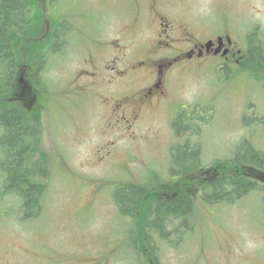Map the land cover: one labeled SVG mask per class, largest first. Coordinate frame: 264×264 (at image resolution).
Wrapping results in <instances>:
<instances>
[{"label":"rangeland","instance_id":"obj_1","mask_svg":"<svg viewBox=\"0 0 264 264\" xmlns=\"http://www.w3.org/2000/svg\"><path fill=\"white\" fill-rule=\"evenodd\" d=\"M32 1L35 22L27 30L35 34L27 42H42L49 26L52 32L63 24L59 31L67 45L47 59L46 85L32 91L25 83L18 97L27 110L40 112L38 147L45 159L37 179L46 190L38 216L24 219L21 200L14 193L1 194L5 173L0 169V247L9 243L43 254L46 244L53 260L63 264H151L145 251L139 254L132 242L127 244L134 220L120 212L114 190L161 182L169 186L172 201L193 200L188 214L159 226L163 235L149 229L152 264H264L261 178L258 189L244 197L213 202L204 195L213 181L205 169L176 186L170 170L172 146L187 140L200 142L203 167L232 158L243 139L264 153L262 69L256 64L248 69L246 57L220 67L223 57L208 55L167 66L166 79L159 81L154 63L168 62L190 44L158 46L153 30L130 13L128 0ZM234 1L230 23L210 7L220 0L180 1L173 14L189 18L194 42L227 29L246 48L252 32L264 35V0ZM183 111L191 118L209 111L212 119L199 134L193 129L178 133L173 122ZM191 120L200 124L198 118ZM25 256L28 264H40Z\"/></svg>","mask_w":264,"mask_h":264},{"label":"trees","instance_id":"obj_2","mask_svg":"<svg viewBox=\"0 0 264 264\" xmlns=\"http://www.w3.org/2000/svg\"><path fill=\"white\" fill-rule=\"evenodd\" d=\"M32 4V0H0V124L4 125L5 131L0 137V169L5 173L1 194L5 196L14 193L21 200L20 208H25L24 219L36 218L39 214L37 209L41 206V198L46 188L45 184L37 179V174L40 170L44 172L41 162L44 161L45 156L38 147L41 129L40 112L37 108L27 110L21 105L18 97L25 83L32 91L35 87L46 85L43 73L47 59L52 57L53 52L62 51L67 45L59 31L60 28L54 32L52 37L54 42L53 40L27 42V39L35 34L27 30V25L35 22V14L33 15L35 10H31ZM60 26L62 27L63 24ZM12 27H14V40L11 38ZM263 36L259 31L249 35L245 63L250 70H253L255 64L257 68L262 69L260 81L264 84ZM11 100H14V105H11ZM196 118L200 120L201 125L194 123V120L190 121ZM211 119L212 114L209 111L197 112V116L193 115L192 118L183 111L178 114L173 125L178 133L193 129V134H199L202 125L210 122ZM259 120L264 121V119ZM247 122L248 117L245 116L244 123ZM251 145L249 140L243 139L236 146L232 158L224 162L215 160L211 165L215 167L211 168V166L203 167V150L200 142L192 145L187 140L174 144L171 149L170 170L176 175H174L176 179L171 185L183 184V179L187 178L186 180L189 181L190 177L187 175L191 172L197 174L199 170L205 169L207 174L211 175L210 180H213L210 185L208 184L204 194L206 199L211 198L213 202L236 201L250 191L258 189V179L264 181L262 173L264 153ZM38 153L42 158L39 159ZM156 179L158 180V177ZM204 179L208 182L205 176ZM167 187L169 186L165 187L163 183L156 182L145 187L137 184L119 185L114 190V201L120 212L134 220V226L129 230L130 237L126 242L127 244L132 242L139 254L145 251L149 261L153 259L149 253L153 249L149 229L164 226L174 218L188 214L192 208L191 196L178 197L183 200L172 201L169 197L172 194L167 193ZM261 188L264 189V186ZM175 200L179 202L176 204ZM182 225L186 226V223L183 221ZM143 232L147 234L145 244L142 238ZM160 232L163 235L165 231L161 228ZM133 238L138 241H133Z\"/></svg>","mask_w":264,"mask_h":264},{"label":"flooded vegetation","instance_id":"obj_3","mask_svg":"<svg viewBox=\"0 0 264 264\" xmlns=\"http://www.w3.org/2000/svg\"><path fill=\"white\" fill-rule=\"evenodd\" d=\"M180 1H185V3L189 2V0H128L127 1V6H129L131 9L130 13H132V15H135L136 18H138L139 25L148 30L150 29L153 30L154 40L156 41V44L158 46H169L170 42L181 41V40H186V42L190 44L189 50L187 51L179 50L177 51L178 54L177 52L173 53L172 57L168 58L169 60L168 62L161 63L162 60H157V62L154 63V65H157L159 67L157 70H155L156 74H158L159 76L158 77L159 81H161V78L163 77L166 79L167 77L166 69L169 66L175 63L177 64L178 62H181L185 59H191L194 57L201 58L203 56L217 57V55H221L223 57L222 59L224 60L221 63L220 67L226 66L229 61H236L237 63H239L241 60L245 59L248 52L247 46L246 48L242 47L239 44V42H237L234 35L228 32L227 29H223L221 33H218V31L215 30L213 35L210 34L205 35L206 37L204 38V40L205 39L206 40L204 42H196V41L194 42L193 34L190 32L191 30L190 27L193 28V26L192 24H190L189 18H187V16L178 18L176 15L173 14V12H175V9H178L176 8V6ZM220 1L222 3L210 4V7L214 11L218 12V16L228 21V18L233 13L232 6L235 3V1L234 0H220ZM143 5L144 8H142ZM50 8H51V4L49 7L47 6L46 8L47 12L49 10V13H50ZM221 10L224 11L223 14ZM58 20L61 22V20H63V16L59 17ZM252 23H253L252 25L255 26L261 25L258 20L256 21L252 20ZM227 26H230V24H227ZM50 28L51 27L49 26L48 28L49 33L45 37L46 40L54 41V38L52 37L54 36V32L56 30L50 32L51 31ZM58 28L59 26L56 29ZM11 31H12L11 38L14 40V27H12ZM61 33L63 32L61 31ZM246 40L248 42V38H245V41ZM247 44L248 43H246V45ZM61 52H63V49ZM143 63L147 64V61H143ZM11 101H12L11 105H14V100ZM11 108L14 109V107ZM0 126L3 127L2 133H4L5 132L4 125L0 124ZM155 228L161 231V229L158 226H156ZM146 235L147 234L143 232L142 238L144 244L145 241L147 240ZM134 236H136V234H134ZM133 241H138V239L133 238ZM42 246H43V251H45V253L36 254L32 251H24L22 249L11 247L9 243H5L4 245H2V247H0V264H28V258L25 256L26 254H30V256H32L33 258L38 259L37 261L40 264H63L60 261L57 262L53 260V258L50 256V249L48 245L42 244ZM9 256L10 257L12 256L13 258L9 259ZM152 262L153 261L151 259V264Z\"/></svg>","mask_w":264,"mask_h":264}]
</instances>
